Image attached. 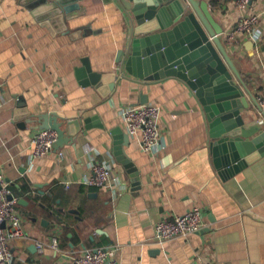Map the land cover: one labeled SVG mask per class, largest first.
Wrapping results in <instances>:
<instances>
[{"label":"crops","instance_id":"crops-1","mask_svg":"<svg viewBox=\"0 0 264 264\" xmlns=\"http://www.w3.org/2000/svg\"><path fill=\"white\" fill-rule=\"evenodd\" d=\"M197 1L222 30L218 36L243 81L234 78L249 104L245 122H264L256 100L264 88V0L242 10L235 0ZM81 5L85 11L69 27L90 26L86 35L71 37L52 32L18 0H0V172L26 235L9 242L11 264H75L71 256L108 244L116 246L119 264H264V157L221 174L202 107L180 78L140 83L118 77L103 93L107 83H93L88 70L83 77V58L93 72L117 68L128 22L115 0ZM252 14L259 16V37L238 33L227 43L226 33ZM141 96L159 110L164 146L155 152L142 148L140 132L129 134L120 116L123 107L143 104ZM51 112L68 132L61 146L33 156L38 117ZM75 118L78 132L66 125ZM101 161L125 185L121 194H114L118 187L82 182ZM193 206L203 212L200 231L157 238L159 220ZM51 235L58 248L38 253L36 241Z\"/></svg>","mask_w":264,"mask_h":264},{"label":"water","instance_id":"water-1","mask_svg":"<svg viewBox=\"0 0 264 264\" xmlns=\"http://www.w3.org/2000/svg\"><path fill=\"white\" fill-rule=\"evenodd\" d=\"M18 1L32 8L35 16L39 13L37 17L41 23L52 32H66L71 37H79L86 35L85 29L90 26L86 23L75 29L69 27L70 22L85 11L81 5L85 0ZM115 1L128 22L124 47L117 51L115 57L117 68L107 73L93 72L87 58H83L80 74L84 77L88 70L93 83H107L103 93L114 88L118 77L130 76L140 83H152L168 76L180 78L202 107L213 163L216 168H222L221 174L231 175L253 160L264 157V122H245L249 104L234 78L242 84L243 81L218 36L222 30L205 9V2ZM140 101L147 102V98L141 96ZM38 118L36 128H52L57 132L52 148L61 146L68 128L65 130L62 126L60 115L43 113ZM66 125L73 126L77 132L81 129L78 118L68 120ZM69 135L72 136L73 132Z\"/></svg>","mask_w":264,"mask_h":264},{"label":"built area","instance_id":"built-area-1","mask_svg":"<svg viewBox=\"0 0 264 264\" xmlns=\"http://www.w3.org/2000/svg\"><path fill=\"white\" fill-rule=\"evenodd\" d=\"M251 0H235L237 7L242 10ZM258 14L243 16L236 25L226 33L227 43H231L238 33L251 35L258 38L255 25L258 22ZM259 110L264 114V88L256 98ZM120 116L129 134L140 132L142 148L146 151H158L164 146L157 124L159 110L152 103H143L136 106L123 107ZM57 139V132L52 128H41L31 138L33 156H42L49 152ZM82 182L95 187H118L115 195L124 191V184L118 176L111 172V167L106 161L92 164L91 173L85 176ZM7 181L0 172V264L12 263L10 241L21 242L25 238V232L19 213L16 209L17 199L7 187ZM12 195V196H11ZM203 227V212L200 207L193 206L183 214L174 218H163L156 223L157 238L168 240L175 237H187L193 232H198ZM49 245L53 249L58 248V239L51 235L47 241L37 240L35 247L38 253H43ZM115 245H102L86 249L78 255L71 256L75 264H119L115 258ZM198 264H212L210 260H202Z\"/></svg>","mask_w":264,"mask_h":264}]
</instances>
